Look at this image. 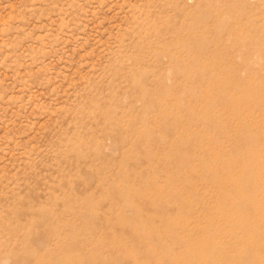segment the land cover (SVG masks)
Here are the masks:
<instances>
[{
  "label": "rangeland",
  "instance_id": "1",
  "mask_svg": "<svg viewBox=\"0 0 264 264\" xmlns=\"http://www.w3.org/2000/svg\"><path fill=\"white\" fill-rule=\"evenodd\" d=\"M238 27L240 38L232 32ZM203 40L211 46L193 55L207 69L192 76L200 85L186 84L179 74L194 73L196 61L184 46ZM214 78L225 87L210 85ZM165 90L173 93L163 106L167 118L152 105ZM227 95L248 119L245 128ZM144 126L151 132L142 139ZM243 135L255 137L264 165V0H0V264L111 257L113 249L144 255L132 231L146 225L160 236L163 213L156 208L178 189L186 200L168 199V212L187 216L190 200L204 197L212 213L198 209L193 219L201 216L202 227L213 223L227 237L225 213L242 214L234 198L264 204L263 185L249 193L233 186L242 176L264 178ZM185 156L192 173L177 175ZM134 157L141 163L129 165ZM165 173L173 174L171 182ZM208 176L223 181L211 180L203 193ZM113 181L131 190V206L112 197ZM150 186L162 196H153ZM139 191H146V203L138 201ZM94 211L110 223L106 229L90 218ZM251 215L261 222L264 205ZM195 228L191 238L217 234ZM121 233L127 243L107 247L108 237ZM249 234L239 233L243 240ZM79 235L88 240L74 245ZM243 240L227 237L220 249L236 256Z\"/></svg>",
  "mask_w": 264,
  "mask_h": 264
},
{
  "label": "bare ground",
  "instance_id": "2",
  "mask_svg": "<svg viewBox=\"0 0 264 264\" xmlns=\"http://www.w3.org/2000/svg\"><path fill=\"white\" fill-rule=\"evenodd\" d=\"M247 27V26H246ZM247 29V28H245ZM232 32H234L236 34L237 37H242L244 29H242L241 27L238 28H232ZM203 32L207 33L208 29H202ZM202 34V36H205L206 34ZM196 36V35H195ZM239 37V38H240ZM221 40H216V43H220ZM211 46V43L208 42L207 40H203L201 43L196 42L194 45L190 44V45H185L184 46V51L186 52V54L190 57L193 58L196 64V70L193 71L186 69V72H182L179 74V76L182 74L184 76L185 79V83L186 84H198L199 82L195 81L192 76L193 74L196 75H200V74H204V72L207 69V66L203 63H200L197 59V57L194 54V51H205L207 50L209 47ZM185 67V66H184ZM182 71V70H181ZM173 82L176 83L178 77L173 76ZM201 78L206 79L203 75L201 76ZM206 81V80H201V82ZM209 84H218L221 87H225V81L220 80L219 78H214L208 81ZM207 83V82H205ZM163 84V83H162ZM180 85V84H179ZM200 85V83H199ZM239 85V84H238ZM171 91V90H170ZM169 90H165L164 92V98L161 99H154L152 105H155L156 107H161L160 109V113L161 116H163V118H167L168 115H170L171 113L168 112V110L166 108H163V106L165 105L166 101L169 99V97L173 96V93L170 92ZM226 104L228 106V108L231 107V109L235 110V114L238 115L239 118H241V127L245 128V124L246 121L248 120L246 118V116H242L241 114V110L233 103V98H231V96L227 95L226 97ZM164 103V104H163ZM198 103V101L196 102ZM146 106H150L145 105L144 106V110L143 111H147L149 110L148 107ZM233 106V107H232ZM146 107V108H145ZM196 113H198L197 111H193V113L191 115H193V117L196 115ZM206 112H204L202 115H204ZM217 113V111H215V114ZM219 114V113H218ZM235 115V116H236ZM144 116V117H143ZM147 114H142V118L146 119ZM198 116V115H197ZM237 117V116H236ZM174 119V118H173ZM207 124L211 125V121L209 120L207 122ZM151 127L150 126H144L141 129V133H140V137L139 138H144V136L150 134L151 132ZM169 129V128H168ZM243 138L246 139V141L252 143L251 144V148L246 149V152L249 153H253L256 148H257V140L255 139L254 136H245L243 135ZM125 139L124 137H121L120 139L115 141V145L122 144L121 142H123ZM226 146V145H225ZM243 153V152H242ZM254 154L256 155V158L253 160L252 165L255 168L259 167V169H261L264 172V165H262V157L259 156V152H257V150L254 152ZM146 159V158H145ZM143 159V160H145ZM150 159V158H149ZM183 164L181 165V167H176L175 169L177 170V175H182L181 173L186 171L187 166H188V160H186V156L184 157V159H181ZM129 163V165H133V164H140L141 161L138 160L137 158H133V159H129L127 161ZM150 162L152 164L157 163V161H154V159H151ZM133 163V164H132ZM258 169V168H257ZM189 170V169H188ZM187 170V171H188ZM186 171V172H187ZM191 171L194 172V174H196V170H192ZM188 173H192L190 171H188ZM172 177L173 174L171 173H165V178L168 182L172 181ZM207 181H205L204 185H203V193L207 192V184L208 182H218L219 181H223V179L220 177H211L208 176L206 178ZM212 180V181H211ZM128 182V181H126ZM111 185L114 187V192L112 193V197L114 199L117 200V202H122L125 206H131L132 203L130 201V195H131V190L129 191L128 188H124L123 183L118 182L117 181H113L111 182ZM264 186V178L259 182V181H252L249 178H245L244 176H242L241 178L237 179L234 183L233 186L237 187L235 190L237 193H249L251 191L256 190L258 187L260 186ZM129 187V185H128ZM149 189L151 190V192L153 193V196L155 197H160L162 196V194L160 193V190L157 187H152L150 186ZM200 191V192H201ZM146 191H139L136 192L138 193V201H145V203L147 202V198L145 197L144 193ZM199 193V192H198ZM197 193V194H198ZM105 199V198H104ZM163 199V198H162ZM168 199H173L174 202H185L186 200V195L183 194L181 191L178 190H174L173 194H169ZM168 199L166 198V200H161V202L159 203V205L157 206L156 210H159L158 212L163 213V219L161 220V225L163 226V231L161 233V235H157L156 237H154V235H152V233H150L148 230L151 228L150 226H146L138 231H132L134 232V238H136L138 240V243L140 245V248L144 250V255H139L135 252H130V253H122L123 255H119L118 253H116V249H113L114 251V255L109 257V256H104L102 254H99L96 257L90 258L89 256H86L84 254H80V255H70L69 257H67L68 255H64L63 257H57L55 264H58L59 262H64L65 264H71L72 262L76 261L78 264H125V262H131L132 264H191V262L193 264H199L196 263V261L201 262V261H206L209 262L211 264H240L239 260H241L244 264H261V262L264 260V242L263 241H259L258 242V246L256 248L255 245L257 243L258 239H264V230L260 231L261 227H264V217L261 218V222L258 223V219L255 220L253 218V216L251 214H253V212L257 211L258 208L260 209L261 206H263V202H255V201H251V200H246V199H239V198H234V200L232 201L233 204L236 207V211H242L241 213V217L238 219H234V215H235V210L234 212H226V216H225V223L230 227V231L227 232V237L230 238V240H234L237 239V241L243 240L241 239L242 236L239 235L240 232L243 233H247V232H251V234L248 235L247 239L243 240L244 243V249L240 250L238 252V254L236 256L230 255L229 252L227 251H223L220 249V247L223 245V243L225 242V238H223L220 235V232L222 231L219 227L216 228V226L213 223L207 224L205 227H202V220L203 218H200L198 220H194L193 216L195 215V213L198 211V209H205V211H207V213H212V208H210L208 202L203 198H195L194 200H190V204H191V208L188 211V215L187 216H183L182 212L179 215H173L172 212H168L167 209L170 206ZM233 199V198H232ZM116 204V203H115ZM114 206V203H113ZM95 207H90L89 209H94ZM223 207L219 206V209H222ZM179 209V208H177ZM200 212V211H199ZM95 215L90 216V218L92 219H97L95 221L99 222L100 224H96L97 227L99 228H104L106 229L109 226V222L105 221L103 219L99 220L97 216H99V213H95V211L93 212ZM126 214V213H125ZM201 215V212L198 214V216ZM204 215V214H203ZM191 216V217H190ZM264 216V215H263ZM45 217L47 218L46 220L50 219L51 214L49 213H45ZM89 217V213H87L85 215V218ZM203 217V216H202ZM159 218V217H158ZM188 218V219H187ZM196 218V217H194ZM45 219V218H43ZM52 222H50L49 224H51ZM103 225V226H102ZM70 229L72 227H74L73 225H67ZM197 228V231H201L202 233H206L207 232H211L213 230L216 231L215 236L210 237L209 239H203V237H199V235H197L196 237H192L193 234V230L194 228ZM257 227H259L258 229H256ZM195 228V230H196ZM123 231H131V227L129 226H123L122 227ZM74 230V229H72ZM178 231V232H177ZM177 232V233H176ZM195 232V231H194ZM196 233V232H195ZM84 238V236L79 235V237L73 236L72 241L73 244L75 245L76 241L79 240L81 238ZM40 239V238H39ZM109 241H108V245L107 247H109L110 249L115 248V246L113 244H122V243H127L125 236L123 235V233L121 234H113L110 235V237H108ZM84 240H88V238H84ZM235 241V242H237ZM41 244H46L45 240H40ZM89 242V241H86ZM235 242L233 244H235ZM91 244V243H90ZM72 245V244H71ZM97 246V242L95 244H92V247H96ZM177 247H183L182 249H186V251L183 250V252H178L177 253ZM192 248H196L197 253L194 254V252L192 253L190 250ZM180 249V248H179ZM65 251H69L68 249ZM66 254V252H65ZM69 254V253H68ZM121 254V253H120ZM28 256L30 258H34V254L33 253H29ZM39 257L37 256V259ZM44 258V257H42ZM43 260V259H42ZM40 260H37V262H39ZM167 261V262H164ZM239 262V263H238ZM38 264V263H37ZM41 264V261L40 263Z\"/></svg>",
  "mask_w": 264,
  "mask_h": 264
}]
</instances>
